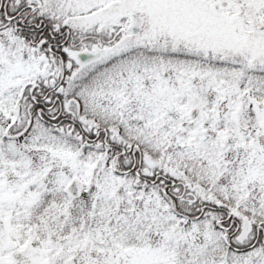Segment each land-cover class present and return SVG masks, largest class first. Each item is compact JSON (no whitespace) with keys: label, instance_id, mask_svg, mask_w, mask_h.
Instances as JSON below:
<instances>
[{"label":"snow or ice","instance_id":"obj_1","mask_svg":"<svg viewBox=\"0 0 264 264\" xmlns=\"http://www.w3.org/2000/svg\"><path fill=\"white\" fill-rule=\"evenodd\" d=\"M0 264H264V0H0Z\"/></svg>","mask_w":264,"mask_h":264}]
</instances>
